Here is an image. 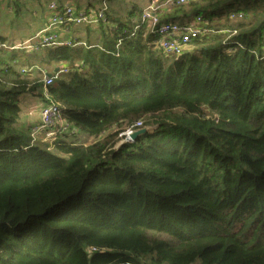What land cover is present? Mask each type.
Listing matches in <instances>:
<instances>
[{
	"label": "trees",
	"instance_id": "obj_1",
	"mask_svg": "<svg viewBox=\"0 0 264 264\" xmlns=\"http://www.w3.org/2000/svg\"><path fill=\"white\" fill-rule=\"evenodd\" d=\"M131 5L106 13L95 47L32 52L36 71L0 58V264H264V0L167 8L159 25L199 16L235 33L176 59L132 35ZM38 92L85 138L30 144L19 98ZM138 122L155 129L115 149Z\"/></svg>",
	"mask_w": 264,
	"mask_h": 264
},
{
	"label": "built area",
	"instance_id": "obj_2",
	"mask_svg": "<svg viewBox=\"0 0 264 264\" xmlns=\"http://www.w3.org/2000/svg\"><path fill=\"white\" fill-rule=\"evenodd\" d=\"M4 0H0L2 2ZM21 2H31L33 0H19ZM108 0H102V3L98 7H89L82 11L66 3L58 8L57 4L52 2L48 6V10L51 11L49 23L46 28L39 31L37 34L38 42L35 45L30 44V40L18 44L7 45L0 43V54L2 51H17L24 50L29 51L33 48L43 47H60V46H72V47H85L92 48L96 45H89L85 41H72L61 40L60 36L56 32H52L53 28H61L65 31H69L70 27H84L90 30L98 28L101 23L106 21V13L109 11ZM190 0H148L147 5L143 8L139 19L135 21L132 35L142 31V37L147 40L148 37L152 39L149 43L154 49L160 50L165 56L169 58H178L183 56L190 45L200 36H204L208 33L213 34H225L228 36L234 35V32L229 30H214L208 28L207 22L201 17H194L189 22L184 23H165L158 24L159 17L172 5H184ZM243 17L242 14H231L230 20H237ZM119 44H117L116 48ZM238 48L242 46L238 45ZM39 68L22 69L21 73L28 71H36ZM68 71L66 68L58 69L57 72L51 71V77L46 76V72L42 71L43 80L41 87V95L44 99L49 101V95L47 88L50 87L61 75L66 74ZM64 107L58 103H45L39 109V122L31 127L29 130L30 144L40 141L43 144H47V150L52 151L55 148V144L64 135L74 134L67 122L64 119L63 112ZM135 129L142 128V122H138L134 125ZM135 130L132 128L127 129L123 134L127 140L128 136ZM73 143V144H72ZM75 142H71L74 146ZM91 251H94L92 249Z\"/></svg>",
	"mask_w": 264,
	"mask_h": 264
},
{
	"label": "rangeland",
	"instance_id": "obj_3",
	"mask_svg": "<svg viewBox=\"0 0 264 264\" xmlns=\"http://www.w3.org/2000/svg\"><path fill=\"white\" fill-rule=\"evenodd\" d=\"M52 1L55 3L58 2V0H42V1L36 0L35 3L33 2L34 6H33V4L27 6L26 4H23L25 2H21L19 0H14V2H12V0L11 1L10 0H4V1L0 2V37H3L5 39L4 43L7 45L14 46V45L22 44V43L30 40V44L35 45L38 42L37 34L42 29L46 28L48 23H49L51 11L48 10V5ZM94 1H95V3H98L97 6H93L95 8L100 6V4L102 3V0H97V1L94 0ZM133 1L138 3V4H142L143 2H146L148 0H132L131 2H133ZM11 2L13 3V5H15L13 7L12 12H10V10H9V4ZM107 3H108L109 10L112 9L110 2L107 1ZM74 7L77 9V11H82L81 7H77V5H75ZM131 7H132L131 3L126 4V5L118 4L117 6L113 5V10L118 12V14L115 13L116 16H119V15L122 16ZM138 19H139V17H138ZM82 28L84 29V27H82ZM53 30H54V28H53ZM80 30L81 29L78 27H70L69 36L70 35H76V33L77 34H83V32L81 33ZM93 30L94 31H91L93 33V34H91V36L93 38V40H91V44L97 43L99 45L98 41L96 42L97 37H98V28L93 29ZM84 31H86V28L84 29ZM58 34H59V36H61L60 32H58ZM85 35L87 36L86 33H85ZM60 38H61V40H63L62 37H60ZM94 39H96V40H94ZM37 49L33 48L32 50H29V51H24V50L14 51L15 55H16V61L14 63L17 64L16 70L19 71L22 68L23 69L28 68L27 67L28 63L33 64L31 66V68H33V67L40 68L39 62L37 61V54L36 55L32 54V52H37L38 51ZM39 49H41V47H39ZM188 49H190V48H188ZM10 54H11V51H4L3 50L2 53L0 54V58H2V60H4V61L8 60V58L10 57ZM169 59H171V58H169ZM22 65H24V66H22ZM33 76H35V74ZM42 79H43V77H42ZM27 100H28V102H25ZM31 103H34L35 107L39 108L45 102L42 99V97L39 96V92L35 96L26 94V95L21 96L19 99V104H21V109L27 108V110L31 111L32 109L35 108L34 106L30 105ZM23 114H24V111L21 112V117ZM154 129L155 128H152L151 131H153ZM74 133H75L74 137H71V136L68 137L69 142H76L78 139H84L85 138V135L82 132H78L75 130ZM91 140L92 139L86 140L84 143L85 146L90 145L93 142ZM123 142L124 143L127 142L126 138L124 140L118 142L114 148L115 149L118 148L120 146L119 144H124ZM130 142H128V143H130Z\"/></svg>",
	"mask_w": 264,
	"mask_h": 264
},
{
	"label": "crops",
	"instance_id": "obj_4",
	"mask_svg": "<svg viewBox=\"0 0 264 264\" xmlns=\"http://www.w3.org/2000/svg\"><path fill=\"white\" fill-rule=\"evenodd\" d=\"M38 1H42V0H38ZM131 1L132 0H109L110 5L112 6V9L109 10L110 13H112L113 15H115V13L118 14V12L113 10V5L114 6H117L118 4L126 5V4H130ZM12 2H14V0H12ZM12 2L9 4L10 12L13 11V7L15 6V5H13ZM33 2L35 3L36 0H33L31 2H25L23 4H26L27 6L33 4V6H34ZM52 2H50V3H52ZM147 2L148 1L143 2L142 4H138L139 7L141 8V10H143V8L147 5ZM56 3H57L58 8H61L62 5L66 4V3H69V4H72L73 6L77 5V7H81L82 10H85V9H87L89 7H93V6H97L98 5V3H95L94 0H58V2H56ZM78 28L81 29L80 31H81V33L83 32V34H77L76 33V35H70L69 36L70 29L67 32V31H65V30H63L61 28H54V30L52 29L51 31L52 32H56V33L60 32L61 33L60 37H62L63 40L65 39V40H72V41H86L87 36L85 35V33H86V31H84L85 28L84 29L82 27H78ZM91 31H94V30H91ZM91 34H93V33L91 32ZM94 40H96V39H94ZM3 43H4V41H3ZM93 44H97V43H93ZM56 69H59V68H56ZM54 70H50V71H45L44 70V71L47 73V72H51V71H54ZM25 102H28V100L25 101ZM30 105L35 107L34 103H31ZM19 106H20V109H21V104H19ZM39 109H40V107L39 108L35 107L31 111L27 110V108L21 109V112L24 111V114L22 115V117H21V114H20V119H19V127H20V129L22 131H25V132L28 133L29 130L31 129V127H33L34 125H36L39 122V113H38Z\"/></svg>",
	"mask_w": 264,
	"mask_h": 264
},
{
	"label": "water",
	"instance_id": "obj_5",
	"mask_svg": "<svg viewBox=\"0 0 264 264\" xmlns=\"http://www.w3.org/2000/svg\"><path fill=\"white\" fill-rule=\"evenodd\" d=\"M57 70L58 69H55L54 72H57ZM46 76L51 77L52 73H46ZM151 130H152V127H145V128L137 129L128 136L127 140L134 142L137 137L145 135L149 133Z\"/></svg>",
	"mask_w": 264,
	"mask_h": 264
}]
</instances>
